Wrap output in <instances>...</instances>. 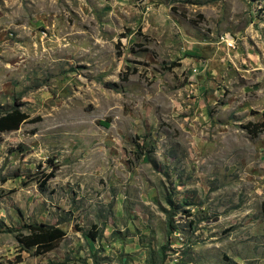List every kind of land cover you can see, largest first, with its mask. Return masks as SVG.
Listing matches in <instances>:
<instances>
[{
  "label": "rangeland",
  "instance_id": "rangeland-1",
  "mask_svg": "<svg viewBox=\"0 0 264 264\" xmlns=\"http://www.w3.org/2000/svg\"><path fill=\"white\" fill-rule=\"evenodd\" d=\"M13 108L0 264H264V0H0Z\"/></svg>",
  "mask_w": 264,
  "mask_h": 264
},
{
  "label": "trees",
  "instance_id": "trees-1",
  "mask_svg": "<svg viewBox=\"0 0 264 264\" xmlns=\"http://www.w3.org/2000/svg\"><path fill=\"white\" fill-rule=\"evenodd\" d=\"M29 116L22 112L19 108H13L10 111H0V133L12 132L19 130L20 126L27 122ZM247 132L251 136H257L264 132V114L262 120L258 123H248ZM53 177L52 174L47 175V181ZM93 238L95 236L89 232ZM66 233L54 226L34 225L30 226L26 235L18 236V244L25 250L35 249L40 254H46L55 249L56 245L64 239Z\"/></svg>",
  "mask_w": 264,
  "mask_h": 264
},
{
  "label": "built area",
  "instance_id": "built-area-1",
  "mask_svg": "<svg viewBox=\"0 0 264 264\" xmlns=\"http://www.w3.org/2000/svg\"><path fill=\"white\" fill-rule=\"evenodd\" d=\"M221 43H226V44H229V38L227 35H222L220 36V40H219Z\"/></svg>",
  "mask_w": 264,
  "mask_h": 264
}]
</instances>
